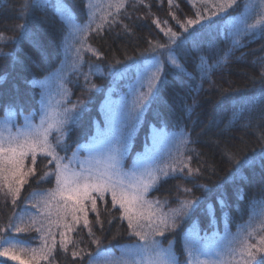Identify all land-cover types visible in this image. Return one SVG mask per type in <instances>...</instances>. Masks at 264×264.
<instances>
[{
	"label": "snow or ice",
	"instance_id": "snow-or-ice-1",
	"mask_svg": "<svg viewBox=\"0 0 264 264\" xmlns=\"http://www.w3.org/2000/svg\"><path fill=\"white\" fill-rule=\"evenodd\" d=\"M158 2L163 5L165 0ZM199 3L203 9L196 8L194 19L186 17L181 20L172 10L179 9L177 0H167L168 15L180 27L178 32L167 19L161 21L156 17L148 0H106L103 5L100 0H86L87 19L84 23L77 21L65 0H55L54 4L52 0H25L20 17L23 23L15 29L17 35L0 33V59L11 58L18 62V49L5 50L10 44L29 40L38 46L31 25L39 26L48 21L35 17L33 13L51 7L67 29L62 41L65 60L61 61L62 67L57 72L43 79L26 81L33 89H39L38 109L25 114V108L17 98L4 107L5 115L0 118V195L9 200L12 208L6 222L0 223V258H6L0 260V264L9 261L54 264L57 232L60 250L65 257L70 253L73 264H181L175 247L178 230L185 257L183 264H264V212L258 222L253 223L250 218L245 227L234 233L229 227V214L223 211L228 207L226 194L217 196L213 203L193 191L195 188L208 192V185L200 180L208 173L214 174L216 168L210 162L211 157L205 160L207 154L202 155L195 147L198 139L192 138L190 130L177 125L178 131L169 132L166 126H153L151 146L146 142L145 150L137 154L131 168L124 165L135 131L145 114L152 111L154 105L168 104L164 96L170 84L166 67L188 76L193 82L188 90L191 104L185 99L183 105L186 115L191 117L200 105L198 96L204 91V84L215 85L214 73L227 66L235 49L245 46L244 39L250 38L251 41L264 37V0H249L244 4V10L236 15L229 13V9H234L237 0H199ZM138 7L147 9V12L137 19L151 16L152 24L167 37L166 42L149 38L147 48L137 49L138 55H130L124 50L123 60L113 50L111 61L103 67L99 63H87L88 70L84 72L86 53L97 60L105 59V52L90 43L89 37L95 34L104 39V33L112 34L116 25H120L124 36H134L133 29L121 16L131 20ZM250 9L255 10L251 23ZM216 17L222 22H217ZM213 33L228 46L215 57H209L200 48L205 37ZM119 35L121 33H116ZM194 52L197 53L195 75L185 66ZM69 55L72 57L71 71L77 76V83L79 77H83L85 92L101 91V86L92 80L94 75L111 77L113 85L126 81L128 89L118 102L111 100L113 89H108L105 127L100 128L97 123L95 133L84 143L68 142L73 128L90 110L88 105L91 102V96L75 101L71 98L68 88L71 81L68 73L62 70ZM226 91L220 90L221 98ZM260 102H264V89L259 96L234 102L231 115L223 120H210L202 134L207 135L213 128L222 135L237 126L250 127L252 113ZM219 103L217 101V105ZM117 104L120 120L114 124L112 106ZM17 117H21L22 122ZM258 139L261 144L259 152L255 148L234 152L228 145L224 146L223 155L235 169L232 177L246 166L259 163L264 168V133H260ZM208 143L219 145V141L211 136ZM241 143H246L243 137ZM248 151L252 155H248ZM81 152L85 155L81 156ZM194 157L197 158L196 165L193 164ZM30 176L35 177L37 186L42 182H54V187L31 191L23 200L24 209L16 212L21 191ZM169 179H180L192 185H176L177 193L184 195L177 196L175 207L167 198H148L149 192L158 190ZM217 187L222 189L223 186ZM243 198L242 194L238 196V199ZM28 205L35 211H29ZM165 205H168L167 210ZM217 205L224 222L223 233L218 229ZM198 209L207 215L211 233L201 229L199 219H193ZM89 213L94 214L92 219ZM113 221H117L113 239L121 235L120 225L125 222L127 234L136 238L133 243L119 246V257L114 256L111 247H101V237L111 229ZM185 223L190 226L182 228ZM30 232L37 233L39 244L36 247L21 238V234ZM72 233L78 238L74 239ZM166 233L172 234V238L167 239V246L164 244ZM83 234L96 245L95 254L81 247Z\"/></svg>",
	"mask_w": 264,
	"mask_h": 264
},
{
	"label": "trees",
	"instance_id": "trees-1",
	"mask_svg": "<svg viewBox=\"0 0 264 264\" xmlns=\"http://www.w3.org/2000/svg\"><path fill=\"white\" fill-rule=\"evenodd\" d=\"M148 2L151 3L152 12L155 13L156 17H159L161 21L167 19L175 31H181L176 22L168 15L167 0H165L163 5H160L158 0H148ZM177 2L180 5L179 9L173 8L172 10L176 12V15L181 20L186 17L194 19L196 8L203 9V5L197 1L177 0ZM247 2L249 0H237V5L234 6V9H229V13L233 15L239 14L244 10L243 6ZM52 3L54 4L55 0H52ZM65 3L72 9L79 23L86 21V0H65ZM24 4L25 0H0V33L6 36L17 35L15 29L19 24L23 23L20 17ZM194 4L195 7L193 6ZM128 11L131 12L132 9L129 8ZM146 12L147 9L138 7L133 12L131 20L125 18L123 15L121 16L124 23L129 24V27L133 29L135 35L132 37L124 36L120 25L115 26L112 34H109L107 31L104 33L106 43L104 39L97 38L95 34L90 36L89 42L105 52V59L97 60L91 54H87L85 56L86 64L83 71L87 72V63H99L103 67L107 62L112 60L113 50L115 51V55L123 60L124 50H127L130 55H138L137 49L143 50L147 48V40L149 38L166 42L167 37L152 24L153 18L151 16H147L145 19H137V17H144ZM33 14L39 19H46L48 21V23L40 24L39 26L35 23L31 25L32 30L36 33L34 39L38 41V46H35L29 40H22L19 44H10L5 50L18 49L16 53L18 62H14L11 58L0 59V117H4L5 115L4 107L17 98H19L21 104L24 106L25 114L29 110L38 109L39 89H33L26 81L33 78L38 80L43 79L50 73H54L61 66V61H63L62 41L67 33L64 23L51 7L44 10L37 9ZM254 18L255 10H249V22H254ZM215 19L217 22H222L220 17H216ZM116 33H121V35L116 36ZM243 44L245 45L244 47L235 49L227 66L214 73L213 80L215 81V85L210 86L207 82L204 84V91L198 96L200 105L191 117L186 115L183 105L185 99L187 103L191 104V99L188 98V90L193 82L188 76L177 73L170 67H166L165 70L168 73L170 84L166 88L164 96L168 104L154 105L153 110L145 114L134 136L130 157L128 158V162L130 163L133 156L144 148L146 142H149L153 126L156 128L166 126L169 132L178 131L177 125L190 130L192 138L194 140L198 139L195 147L200 150L202 155L207 154L204 157L205 160L211 157L210 162H213L216 168L214 174L208 173L205 178L200 180L201 183L207 184L210 190L204 192L193 188V191L197 196H201L206 201L211 200L213 203H215L217 196L226 194L228 207L223 211L229 214V227L232 232H236L238 228L248 223L255 213L260 211L262 213V210L264 211V206H262V202H264V168H261L259 163L251 167L246 166L232 177L231 173L235 169L228 162L227 157L223 155V148L225 145H228L234 152L251 148H255L257 152L261 150L258 135L264 133V119H262L264 117V102L256 105L252 113V125L250 127L243 128L237 126L230 132H225L222 135L217 134L219 130L216 128H213L207 135H203L202 133L210 120H223L229 117L233 110L234 102L259 96L262 89H264V37L251 41L250 38H245ZM227 46V42L219 35L213 33L212 36L205 37L200 51L209 57H215ZM196 55L197 53L194 52L185 65L187 71L194 75L197 71L195 68ZM104 70L107 71L106 68ZM69 80L71 82L68 85L73 93L74 101L77 98L87 99L91 96V102L88 105L90 110L83 114L78 124L73 128L68 141L70 144L74 142L84 143L89 136L94 134L95 123L102 122L103 103L109 95L108 89H113L111 92L112 97H119L127 91V87L125 86L126 81L113 85L111 77L94 75L92 80L101 86V91L87 93L83 88L84 80L82 76L79 77L78 83L75 74L70 76ZM221 89L227 90L223 98L220 96ZM217 101H220L218 105ZM17 118L22 119L21 117ZM198 134H201L199 138ZM210 136L212 139L218 140L219 145L208 143ZM241 137H243L246 143H241ZM248 155H252L251 151H248ZM196 163L197 158L194 157L193 164L196 165ZM39 172L40 160L38 158L37 174ZM34 181L35 177L30 176L27 178V183L21 191V200L17 202L16 212L24 209L23 200L31 191L54 187V182H42L37 186ZM178 184L192 187L186 181L169 179L163 182L158 190L152 191L150 197H159L161 200L167 198L169 204L175 207L177 196L183 197L184 195L182 192L177 193L176 185ZM218 185H222V189L218 188ZM241 194L244 197L242 200L238 199V196ZM167 207L168 205H165V209ZM11 211L12 208L9 200L0 195V223L6 222ZM93 215L89 213V218L92 219ZM216 217L218 229L223 233L224 222L221 218V209L218 205L216 206ZM193 219H199L201 229L211 233L212 229L209 227L210 221L206 214H201L198 209L193 215ZM188 226L190 225L185 223L181 227L186 228ZM116 231L117 221H113L111 229L106 230L101 237V247H111L113 254L120 253V245H127L135 241V237H130L127 234L126 222L120 225L121 235L113 239ZM97 235H100L99 231H97ZM72 236L74 239L78 238L76 233H72ZM21 237L30 241L33 245L38 244V241L33 239L37 237L35 232L21 234ZM168 238H172V234H168L165 241ZM176 240L175 247L177 254L183 259L184 255L182 253L179 230L176 234ZM81 247H86L93 254L97 251L96 245L90 242L86 234H83ZM54 256V264H73L70 253L65 257L60 250L59 242ZM41 264H44V262H41Z\"/></svg>",
	"mask_w": 264,
	"mask_h": 264
},
{
	"label": "rangeland",
	"instance_id": "rangeland-1",
	"mask_svg": "<svg viewBox=\"0 0 264 264\" xmlns=\"http://www.w3.org/2000/svg\"><path fill=\"white\" fill-rule=\"evenodd\" d=\"M191 1H192V2H195V1L199 2V0H191ZM100 3H101V5H103L104 3H106V0H100ZM251 10H252V9H250V11H251ZM87 54H90V53H86L85 56H86ZM85 56H84V59H85ZM63 60H65L64 48H63ZM71 60H72V57H71V55H69V57H68V61H67V63L64 65V67H63V69H62L64 72L68 73V79L70 78V76H72V75L74 74V73H72V71H71ZM85 61H86V59H85ZM61 67H62V66H60L57 70H60ZM57 70H56L55 72H57ZM55 72H54V73H55ZM68 88H69V85H68ZM69 89H70V88H69ZM127 91H128V89H127ZM127 91H126V92H127ZM122 95H123V94H122ZM108 96H109V95H108ZM108 96L105 98L104 103H103V116H102V122H96V123H95V131H96V125H97V123L99 124V127H100V128H104V127H105V121H106L105 112H106V110H107V108H106V100H107ZM120 97H121V95H120L119 97H112V96H111V100H112V101H116V102H118L119 99H120ZM71 98H72V100L74 101V99H73V93H72V92H71ZM144 117H145V116H144ZM0 118H3V117H0ZM112 120H113V123H114V124H118V122H119V120H120V113H119V110H118V104L112 106ZM21 122H22V119H21ZM137 129H138V127H137ZM137 129H136V131H135V134H136V132H137ZM95 131H94V133H95ZM152 134H153V132H152ZM152 134H151V136H152ZM134 136H135V135H134ZM151 143H152V141H151V138H150L149 142H147V145H148V146H151ZM132 144H133V142H132ZM145 145H146V144H145ZM131 148H132V145H131ZM131 148H130V151L128 152V154H127V156L125 157V160H124V165H125L126 168H131L132 165H133L134 159L137 157V154L142 153V152L145 150V146H144V148H143L141 151L137 152V153L133 156V159H132L131 162L129 163V162H128V158L130 157ZM69 154H70V153H69ZM80 155L83 156V155H85V153L81 152ZM150 193H151V192H149V194H148V198H149V199H152V198L150 197ZM106 198H108V197H106ZM27 207H28V210L31 211V212H34V211H35V209H33L31 205H29V206H27ZM165 210H167V209H165ZM262 212H264V211L262 210ZM260 217H261V211L255 213V215L252 217V222H253V223L258 222V221L260 220ZM246 225H247V223H246L244 226H242V227H245ZM242 227H241V228H242ZM234 233H235V232H234ZM35 234L37 235V233H35ZM166 237H168V234H167V233H166ZM21 238H22V237H21ZM22 239H24V238H22ZM33 239H34V240H37V241H38V244H39V240H38V239H36V238H33ZM56 239H57V244H58V242H59V240H60V236H59V233H58V232L56 233ZM135 239H136V238H135ZM168 239H170V238H168ZM24 240H25V239H24ZM165 240H166V238L164 239V244H165V246H167V241H165ZM26 241H28V240H26ZM253 242H255V240H254ZM38 244H36V245L31 244V246L36 247V246H38ZM182 253H183V251H182ZM120 254H121V253H119V254H114V256H115V257H119ZM184 258H185V257H183V259L180 258L181 264H183ZM3 259H6V258H0V260H3ZM8 264H18V262H17V261H9Z\"/></svg>",
	"mask_w": 264,
	"mask_h": 264
}]
</instances>
